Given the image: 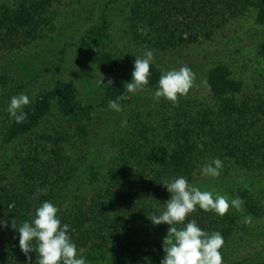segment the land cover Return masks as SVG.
Instances as JSON below:
<instances>
[{"label":"rangeland","instance_id":"obj_1","mask_svg":"<svg viewBox=\"0 0 264 264\" xmlns=\"http://www.w3.org/2000/svg\"><path fill=\"white\" fill-rule=\"evenodd\" d=\"M20 1L0 0V3L12 6ZM143 1L50 0L47 8L50 23L37 40L19 50L0 45V76L6 77L3 88H0L1 186L6 184L26 191L28 186H33L31 194L35 196L47 195L51 188L52 196L47 201L55 204L59 213L73 211L82 197L90 196L104 186L110 173L118 169L121 150L130 151L141 142L149 147L152 138L155 142L162 141L166 133L165 118H168L170 126L176 122L184 124L180 118L177 119V108L182 107L192 116L204 108L216 111L217 101L207 84V74L215 66L226 67L231 77L241 83L236 101L244 100L247 106H258L264 102V57L260 50L264 43V24L255 20L253 8L229 18L209 37L202 35L195 43L158 49L137 44L132 40L131 32L141 33L149 41L158 36L160 47L169 33L176 40L194 34L197 26L183 25L187 15L172 10V7L179 6L188 8L191 2L160 0L161 14L154 18L156 24H149V16L147 13L144 15L148 12L149 2L145 1L146 5ZM95 24L103 27L107 36L90 48L96 46L111 53L118 63L116 73H102L86 57L89 46L81 43V39ZM146 49L153 51L152 64L162 70L189 66L195 73L192 88L187 94L178 96L176 101L163 97L157 101L153 99L157 84L136 93L127 92L128 101L121 104L122 111L110 109V99L105 96L107 85L98 86L97 81L102 76L105 83L109 79L128 77L133 71L136 56H142ZM57 81L75 90L77 99L86 108L87 115L82 121L63 115L52 102L49 111L34 128L16 138H8L5 132L12 118L6 108L10 98L25 93L33 103L50 93ZM127 82L125 79L126 91ZM54 144L60 148L61 161L54 160ZM29 156H34L32 162ZM60 162V171L66 168L72 174L65 182L60 181L50 187V180L55 177L54 170L59 168L56 164ZM42 171L45 177L41 182L37 179V172L41 174ZM190 182L201 190L230 198L238 196V191H248L261 206L262 214L255 218L244 205L240 210L229 208L227 213L236 218L238 226L230 237L223 264H241L242 259L249 257L264 260V169H246L231 162L218 177L205 176L200 170ZM246 217H251L250 221H246ZM77 249L81 254L85 246L77 244ZM88 264L112 263L107 260Z\"/></svg>","mask_w":264,"mask_h":264},{"label":"trees","instance_id":"obj_2","mask_svg":"<svg viewBox=\"0 0 264 264\" xmlns=\"http://www.w3.org/2000/svg\"><path fill=\"white\" fill-rule=\"evenodd\" d=\"M49 1L21 0L12 6L0 3V45L19 50L37 40L44 27L50 23L47 11ZM145 1L149 4L146 7L148 12H144V15L147 13L149 16V24H156L154 18L161 14L158 4L160 0ZM145 1L143 2L146 4ZM189 1L190 8L179 6L172 7V10L184 13L183 16L187 15V21L183 25L197 26L194 34L178 36L176 40L169 33L162 47L159 45L161 43L158 36L149 41L144 38L145 35L131 32L132 40L137 44L158 49L195 43L199 36L209 37L229 18L243 14L248 8H253L255 20L264 24V0ZM202 29L203 32H200ZM105 36V29L95 24L86 30L81 43L89 46L86 57L99 71L113 74L118 70L116 58L96 47ZM146 37L149 38L147 35ZM94 44L96 46L90 48ZM260 50L264 57V43ZM150 72L149 84L145 88L158 84L162 69L152 64ZM5 79V76H0V88H3ZM125 79L130 82L132 72L126 78L112 79V84L106 86L105 96L110 100H115L121 93L127 96ZM207 84L217 101L216 111L204 108L192 116L191 112L183 110L182 107L177 108V119L180 118L184 124L176 122L170 126L167 123L168 118H165L166 133L162 141L155 142L152 138L149 147L141 142L130 151L121 150L118 153V169L110 173L106 184L96 188L90 196L82 197L73 211L58 213L62 224L69 225L68 232L74 243L85 246L80 255L88 263L109 260L112 264H161L165 255L161 241L167 236L170 225L153 224L149 217L159 215L166 209V201L171 194L159 182L170 181L179 176L191 181L203 164L216 157L223 162L221 171H225L231 162L246 169H264V102L258 106H247L244 100L236 101V95L241 92V83L233 79L224 66H215L209 70ZM127 101L128 98L118 103ZM52 102L63 115L78 122L87 115L86 108L77 99L75 90L57 81L50 93L25 106L27 119L24 122L16 123L12 119L5 132L7 137L16 138L29 132L46 115ZM54 145V160L61 161L63 157L59 156L60 148ZM29 159L32 162L34 156H29ZM57 165L59 168L54 170L55 177L50 180V187L60 181L65 182L72 174L66 168L60 171L61 162ZM37 173V179L42 182L45 173ZM28 187L29 190L26 191L6 184L0 185L1 219L9 222L14 219L18 225L26 220L31 221L36 208L52 196L51 188L47 195L35 196L31 194L33 186ZM237 195L243 200L244 208L251 216H261V206L247 190L238 191ZM192 219L201 229L209 233L219 231L222 234L224 244L220 251L224 258L230 237L238 226L236 218L229 213L221 216L197 206L184 222L174 226L181 228ZM38 257L39 253L35 251L29 252L27 256L21 251L17 231L10 227L0 228V264H38ZM240 263L264 264V260H253L249 257L242 259Z\"/></svg>","mask_w":264,"mask_h":264},{"label":"clouds","instance_id":"obj_3","mask_svg":"<svg viewBox=\"0 0 264 264\" xmlns=\"http://www.w3.org/2000/svg\"><path fill=\"white\" fill-rule=\"evenodd\" d=\"M136 56V55H135ZM154 62V53L146 49L142 56H136L132 71V79L127 82V92L136 93L143 90L149 84L151 76L150 66ZM195 81V73L192 69L183 65L179 69L162 70L158 86L153 93V99L161 97L176 101L178 96L187 94ZM98 86L111 85L112 80L104 82L103 76L97 81ZM125 93H121L115 100L108 102V107L116 111H122V105L118 101L126 99ZM31 100L25 93L14 95L10 98L6 111L9 117L16 123H22L27 119L25 106ZM123 123H126L124 121ZM223 168V162L219 157L203 164L201 173L209 177H218ZM171 194L166 201V209L159 215L149 217L153 224L166 223L170 225L168 234L163 240L165 255L161 264H223L220 249L224 239L219 231L207 232L198 226L197 222L189 220L183 227L174 226L185 221L186 217L196 210L197 206L205 211H214L223 216L229 208L240 210L243 200L236 196L230 198L220 193L201 190L192 184L184 176L172 180L161 181ZM59 208L50 201H43L36 208L34 218L17 224L13 219H0V228L10 227L19 233V247L27 254L35 251L39 253L38 264H88L87 259L78 253L77 245L71 239L67 223L61 222L58 215ZM251 217H246L250 221ZM31 260V257H28Z\"/></svg>","mask_w":264,"mask_h":264}]
</instances>
